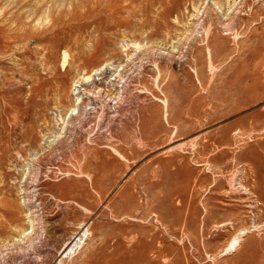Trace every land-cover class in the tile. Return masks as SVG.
Returning <instances> with one entry per match:
<instances>
[{"label": "rangeland", "instance_id": "1", "mask_svg": "<svg viewBox=\"0 0 264 264\" xmlns=\"http://www.w3.org/2000/svg\"><path fill=\"white\" fill-rule=\"evenodd\" d=\"M0 264H264V0H0Z\"/></svg>", "mask_w": 264, "mask_h": 264}, {"label": "bare ground", "instance_id": "2", "mask_svg": "<svg viewBox=\"0 0 264 264\" xmlns=\"http://www.w3.org/2000/svg\"><path fill=\"white\" fill-rule=\"evenodd\" d=\"M138 48V47H137ZM94 75V74H93ZM82 78V77H81ZM84 81H86V80H84ZM86 89V88H85ZM88 89V88H87ZM90 89V88H89ZM93 89V88H92ZM91 89V90H92ZM83 91H84V89H83ZM90 91V90H89ZM87 92V91H86ZM90 92H92V91H90ZM95 93V92H94ZM99 93V92H98ZM92 94V93H91ZM96 94V93H95ZM102 94V93H101ZM106 94V93H105ZM85 95H88V93L87 94H85ZM92 96V95H91ZM95 96V95H94ZM97 96H99V95H97ZM97 96L94 98V99H97ZM83 97H85V99H86V96H83ZM88 97H89V95H88ZM87 97V98H88ZM74 98V97H73ZM99 98V97H98ZM118 98H119V96H118ZM89 99H90V97H89ZM113 99V98H112ZM115 99V98H114ZM87 100V99H86ZM80 101H82V100H80V98L78 99V97H76L75 98V100H74V102L72 103V106H70L69 107V109L65 112L66 113V116L65 117H63V122L65 123V118L66 117H69L70 115L72 116V114L74 115V113L76 112V107H78L77 106V104H79V102ZM90 101L92 102L93 100L92 99H90ZM89 101V102H90ZM111 101V100H110ZM118 101V100H117ZM116 101V102H117ZM121 101V100H120ZM84 102H85V100H84ZM87 102V101H86ZM90 102V103H91ZM93 103V102H92ZM104 103V102H103ZM108 103V102H107ZM114 103V102H113ZM117 103H119V101L117 102ZM95 104V103H94ZM105 104V103H104ZM86 105V104H85ZM96 105V104H95ZM119 105V104H118ZM84 106V105H83ZM87 106H88V104H87ZM102 106H103V104H102ZM92 107V106H91ZM115 107V106H114ZM116 107H118V106H116ZM85 108H86V106H85ZM94 108V107H93ZM102 108V107H101ZM110 108H111V106H110ZM82 109H84V108H82ZM96 108H94V110H95ZM114 110V109H113ZM118 110V109H117ZM79 111H80V109H79ZM82 112H83V110H81ZM115 111V110H114ZM92 112H93V110H92ZM77 113V112H76ZM85 113V112H84ZM84 113H82L81 114V112H80V114L81 115H83ZM105 114V113H104ZM103 114V115H104ZM85 116H86V114H84ZM87 115H90V114H87ZM91 117V116H90ZM71 118V117H70ZM73 120V119H72ZM60 124H62V123H60ZM66 124V123H65ZM64 124V125H65ZM67 125V124H66ZM58 126V125H57ZM68 126V125H67ZM63 128H64V126H59L58 127V129L56 130V131H54V133L52 134V136H50V137H46V136H43V140H42V143L43 142H54V140H56L59 136H61V134H62V132H63ZM65 133V132H64ZM27 169V168H26ZM26 171H28V170H26ZM25 171V172H26ZM25 176V175H24ZM33 228H34V226L33 225H31V228H30V230L32 231L33 230ZM28 229H29V227H28ZM81 230L77 233V234H75L73 237H72V239H71V241L69 242V244H72L71 245V247L72 246H78V243H79V241L82 239V237H83V235L85 234V230L84 229H82V226H81V228H80ZM30 230H28V231H26L25 229L22 231L23 233H21V235L19 236V237H16L14 240H17V241H19V240H21V238H23V237H25L26 235H28L31 231ZM13 241V240H12ZM239 242H240V240L238 239V238H235L231 243H230V245L228 246V248H227V250L228 251H231V250H235L236 249V247L239 245ZM67 245V246H70V245ZM66 246V247H67Z\"/></svg>", "mask_w": 264, "mask_h": 264}]
</instances>
